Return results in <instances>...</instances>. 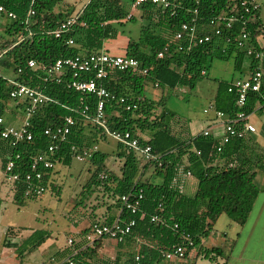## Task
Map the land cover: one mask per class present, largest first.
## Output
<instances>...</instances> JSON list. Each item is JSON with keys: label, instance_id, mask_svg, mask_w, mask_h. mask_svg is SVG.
Returning <instances> with one entry per match:
<instances>
[{"label": "trees", "instance_id": "1", "mask_svg": "<svg viewBox=\"0 0 264 264\" xmlns=\"http://www.w3.org/2000/svg\"><path fill=\"white\" fill-rule=\"evenodd\" d=\"M60 1L0 0V6L6 9V13L0 14V23H3V34H0V115L4 118L0 124V157L5 167L9 157L17 153L21 156L15 168L21 178L11 184L12 195L18 205L37 198L26 196L29 185L26 175L32 171L33 157L46 151L51 143V139L44 133L45 129L64 125L67 117L75 121L67 139L60 142L53 153H49L55 166L58 163L71 164L78 153L97 145L101 139L109 138L95 122L99 96L97 93L81 92L71 86L76 79L73 69L66 67L60 74L50 77L40 68L29 67L28 60L51 65L60 58L101 52L103 40L117 35L114 23L124 24L125 21L137 20L131 14V6H126L124 0H89L77 15H71V11H56ZM240 1L173 0L168 8L150 2L142 4V19L147 24L142 25L137 40L128 41L124 55L138 59L142 68L148 72L143 74L139 71L114 69L98 81V85L104 86L115 96L105 106L108 126L123 132L130 131L138 138L141 147L151 145L152 153L160 156L161 165L156 161H145L142 156L118 142V154L125 159L121 168L122 176L108 168V152L97 149L86 159L92 165L89 170L93 171L86 188L80 193L85 199L90 197L94 188L100 189L104 196L108 195L121 208L122 194L132 189L143 190L144 198L139 212L132 215L128 211H121L120 214L125 220L131 217L137 219L130 235L138 233L145 240L139 250L140 259L136 260L133 254L127 261L129 264H159L165 259L164 253L174 251L178 245H185L188 251L198 247L199 255L210 260L222 257L220 247H205L201 244L202 238L210 234L224 213L231 222L244 224L258 194L264 190L255 181L258 172L264 173V150H255V146L260 143L259 133L233 138L219 152L218 138L211 134L194 136L184 128L175 130L165 113L156 114L157 106L161 103L145 96L149 83L169 90L184 85L194 88L197 81L206 74L203 71L206 72L209 59L213 56L226 59L236 51V67L242 70L246 53L237 46L235 38L242 29L251 33L254 40L264 33L259 9L245 13L244 18L239 19L231 30L226 29L223 22L220 23L222 33L219 35L215 34V25L212 24L219 17L241 15L243 10ZM31 8L35 9L33 16L28 15ZM9 12H13L16 17L11 18ZM72 16L76 17V22L71 31L56 37L54 30ZM183 23L195 25L198 36L208 34L212 36L211 40L199 43L188 33L177 38L176 34ZM70 38L74 40L71 45L67 43ZM165 46H168V50L163 57H158ZM258 49L264 52V45ZM250 59L248 71L252 72L256 61ZM92 77L90 72H81L79 79ZM9 79L37 88L51 98L31 117L33 140H22L16 145L3 139L1 131L10 126L7 115L18 110L25 115L26 102L10 97L12 85ZM231 82H220L214 106L234 115L237 112V95L236 91H229ZM122 98L124 101H121ZM259 102H264V77L260 92L250 93L246 112H254ZM150 168L162 178L161 184L143 178L144 172ZM54 169L41 168L47 189L55 184ZM187 172L198 181L193 196L183 190ZM77 204L87 206L84 200ZM98 204L99 201L96 206ZM91 216L96 218L94 211ZM154 216H158V220H152ZM112 221L108 219L103 223ZM9 229L12 231L18 228L10 226ZM89 230L90 227L81 232L84 234L81 246L73 239L71 246L55 253L53 260L56 264L69 255L68 259L73 264H90L89 259L95 254L96 246H87L86 233ZM47 234L45 230H35L21 242H7L6 246L15 247L20 256L41 245ZM186 235L193 240V246L186 241ZM68 259L60 264H70Z\"/></svg>", "mask_w": 264, "mask_h": 264}, {"label": "built area", "instance_id": "2", "mask_svg": "<svg viewBox=\"0 0 264 264\" xmlns=\"http://www.w3.org/2000/svg\"><path fill=\"white\" fill-rule=\"evenodd\" d=\"M177 1V0H174ZM153 3L162 8H168L171 6L173 0H133L132 6L134 8L140 7L144 3ZM242 14H232L229 17H219L217 20H213L212 24L215 25V34L222 33L220 23L223 22L226 29L231 30L233 25L241 18H244L245 13L252 12V10L259 9L257 0H241ZM6 13L4 6H0V14ZM8 15L11 18H15L16 15L13 12H9ZM29 16L35 15V9L31 8L28 13ZM76 22V17L72 16L62 21L58 28L54 30L56 37H61L63 34L71 31L73 25ZM185 33H188L191 38H196L199 43L209 42L212 38L211 35H197V27L190 25L189 23H183L180 31L176 34L177 38H182ZM264 40V33L262 34ZM237 46L243 50L247 56L255 59L256 63L249 77L245 79H236L230 83L229 91H236V106L237 112L234 115L227 113L225 110L216 109L212 104L209 109H205L208 113L209 110L214 111V116L218 119L222 126L221 132H214L210 128L201 130L200 134L213 135L220 140L217 150L223 151L224 146L229 143L233 138H242L244 136L254 134L258 131L256 125L250 119L254 113L261 112L264 115V102L257 103L255 110L252 113H248L245 110L249 95L251 92H260L261 84L264 77V52L258 49L256 41L253 39L251 33L242 29L240 34L235 38ZM68 44H73L74 40L70 38L67 41ZM168 50V46H165L159 53L158 57H163ZM28 65L31 68H40L48 76L53 77L61 73V71L69 67L74 70V79L71 86L81 92L97 93L99 96L98 109L95 117L96 124L101 127L105 134L119 143H122L129 150H133L135 154L142 156L145 161H156L161 165L160 156L152 153L151 145L141 147L139 140L130 131H119L111 129L107 124V115L105 112L106 103L115 98L104 86L98 85L100 79L105 78L110 70H132L139 71L146 74L147 69H143L141 62L131 56L112 54L106 51H101L91 54H80L74 57L60 58L53 64L47 65L45 63L39 64L34 59L28 60ZM81 72H90L94 77L87 80H80L79 76ZM206 72L203 71V74ZM9 83L12 85L10 90V97L12 99H19L26 102L25 116L20 126L10 125L1 131V137L11 141L12 145H16L22 140H33V132L30 129L31 117L37 111V109L51 101V98L43 93L41 90L29 86L21 81L9 79ZM158 86V84H156ZM121 101H124L122 98ZM130 108V106H128ZM65 124L57 126L56 128H47L44 133L51 139V143L47 146V150L40 152L33 157L31 168L32 171L27 173L26 180L29 181V185L26 191V196L41 197L47 191L44 185V173L41 168L52 169L55 167V163L49 156V153H53L60 142L67 139L68 134L71 131V127L75 121L71 117H67ZM4 122V118L0 115V124ZM98 149L95 145L90 149L84 150L82 153L76 155V159L79 161H85L88 157L92 156L93 152ZM20 154L9 157L4 170L5 180L13 184L21 178L20 173L15 172L17 167V160L20 158ZM191 173L187 172L186 176H190ZM103 177H107L104 175ZM121 211H128L132 215L139 212L144 195L143 190L132 189L130 192L124 193L120 197ZM152 220H158V216L152 217ZM137 224V219L131 217L128 220L122 217L116 219L112 223L95 222L91 225L90 230L86 234L88 241L87 246L93 247L97 240L103 238H111L117 242H123L132 232L134 226ZM190 246L194 245L193 240L189 235L185 237ZM73 243V239H69V244ZM188 249L185 245H178L174 251L164 253V258L168 261L177 262L187 257ZM140 256H136V260H139ZM69 260V259H68ZM70 261V260H69ZM70 264H73L70 261Z\"/></svg>", "mask_w": 264, "mask_h": 264}, {"label": "rangeland", "instance_id": "3", "mask_svg": "<svg viewBox=\"0 0 264 264\" xmlns=\"http://www.w3.org/2000/svg\"><path fill=\"white\" fill-rule=\"evenodd\" d=\"M88 1L61 0L58 6H56V11H71V15H77ZM257 3L259 5L260 17L264 23V0H257ZM114 24L117 29V35L105 38L102 50L112 54L124 55L128 41L139 38L141 27L143 24H147V21L139 17L136 21H125L124 24ZM0 34H3V23H0ZM235 56L236 51L232 52L226 59L216 56L210 57L206 74L197 81L194 88L184 85L175 90H169L149 83L145 90V96L161 103L157 106L156 114L165 113L168 119H170V125L174 126L175 130L184 128L192 132L195 124L198 123L204 127L210 123V119L214 116L213 110L210 109L206 113L205 109H209L212 104L214 105L220 82L249 76L247 68L249 58L247 57L244 60V68L247 70H239L236 67ZM24 116V113L18 110L13 114L7 115L6 119L8 123L17 126L22 122ZM261 118L264 119V115L261 113H254L251 117L252 122L257 125L258 129L263 124ZM257 133H254V135H257ZM97 145L99 150L110 153L107 164L112 169H115L114 165H116L117 169L115 170H118L119 165L124 164L125 159L122 158V163L121 157L118 154L119 145L116 140L112 138L101 139ZM255 150H264V137L260 138V143L255 146ZM89 168H92L89 160L79 161L74 158L69 165L58 163L54 169L56 172L53 176L55 184H52L43 196L36 199H28L24 205H18L14 201L10 190L11 183L4 182L5 170L0 159V187L3 193H5H0V196L4 198L0 207V257H2L0 260H3L0 264L57 263L53 260L56 248L65 247L68 244V237L74 235L71 233L70 228V219L75 214L74 209L83 206V208L91 211L89 206L104 198L103 192L95 188L90 195L95 199L94 203L88 202L89 198L85 199L80 194L83 188H86V184L92 175L93 169L89 170ZM150 175L158 176L154 174L152 168H150ZM255 181L259 186L264 184V173L262 171L258 172ZM196 191V185L190 186V183L187 184L184 190L190 196L195 195ZM81 200H84L87 206L78 205L77 203ZM78 210L79 213L74 218L81 219L83 216L81 212L83 213V211L81 208ZM230 223H232L230 218L224 213L215 223V229L218 233H223L230 227ZM10 226L18 229L10 231ZM35 230H45L48 233L44 242L37 248L19 256L15 247L6 246L7 242H21L25 236H29ZM219 262L222 263V259H219ZM191 264L213 263L209 258L200 254L194 263Z\"/></svg>", "mask_w": 264, "mask_h": 264}, {"label": "crops", "instance_id": "4", "mask_svg": "<svg viewBox=\"0 0 264 264\" xmlns=\"http://www.w3.org/2000/svg\"><path fill=\"white\" fill-rule=\"evenodd\" d=\"M124 2L125 3L127 2L126 6H129V5L131 6V14L136 16V18H139V17L142 18V10L140 9V7L134 8L132 6L133 0L130 2L129 0H124ZM259 19L264 28V23L260 17V10H259ZM255 41L258 47L264 45V40H263L262 35L258 36ZM247 57L249 58L247 68H249L251 59L249 56L245 55L244 60ZM244 60L242 64V70L245 69ZM248 74L250 76L251 72L248 71ZM239 79H245V78H239ZM233 80H236V79H233ZM261 121L263 124L260 129H258L255 123L254 124L256 125L258 129L257 132L262 137H264V119L261 118ZM21 124L22 122L17 126H20ZM10 125H13V124H10ZM201 127L202 126L200 123L195 124L194 129L190 133L195 136V135L200 134L202 129H206V128H210L214 132L222 131L221 123L218 119L215 118V116H212V118L210 119V123L208 125L202 128ZM261 136L260 138H262ZM120 160L123 163L122 158ZM107 161H106V164H107ZM122 166L123 165L120 164L118 170H115L117 169L116 165H114L115 169H112L110 166H108V168L114 171L117 175L122 176V170H121ZM149 174H150V170L145 171L143 178L145 177L148 179L150 177L151 178V179L149 178L150 182L155 183V184L162 183L161 177L159 176L155 177L154 175L149 176ZM4 182H8V181L4 179ZM188 183H190V186L196 185V189H197V184H198L197 179L191 176H185L183 190H185ZM260 187L264 188V184ZM10 190H11V186H10ZM0 193H3V190L1 187H0ZM88 198H89L88 202L94 203L95 199L92 198V196ZM0 200H2V203H3L4 198L0 196ZM112 200H113L112 198H110L108 195L105 194L104 198L99 201V204L97 206L95 204L96 202L93 204L95 205V207L91 208L92 204L89 206V209L91 211H88L87 208H83V206H80L79 208H81L83 211V213L81 212V214L83 215L81 219L74 218L79 213V210H78L79 208H75L74 209L75 214L70 219L71 220V225H70L71 233H73L74 235H70L68 237V241H67L68 244L65 247H69L72 245V244H69V239H74L76 244H79L81 246L83 244L82 241L84 238V236H82L83 233L81 234V232L87 231V229L91 227L92 223L95 220L103 222L108 219H112L113 221H115L116 219L120 218L121 208L115 205L114 200L113 201ZM92 211H94V215L96 217L95 219L91 216ZM230 227L227 228L225 232L218 233L214 226V229L210 232V234L202 238L201 244L204 245L205 247H209V248L210 247H220L223 251L222 257H218L216 261L211 260V262L213 264L215 263L216 264H264V190L263 189L258 194L255 200L253 209L248 219L246 220V222L244 224L232 222L230 223ZM144 242H145L144 238H142L138 233L134 235H130L122 243L117 242L116 240L111 239V238H103V239L97 240L94 245L96 246L95 254L92 256V258L89 259V262L90 264H129L127 261L130 260L131 255L134 254L135 258L137 255L140 256L139 250L141 248V245ZM65 247L64 246L57 247L56 252L61 249H64ZM69 256L65 257L61 262L67 260ZM198 256H199V248L196 247L190 250L188 253V256L180 261L172 262V261L163 259L162 261H160L159 264H191V263H194L195 259ZM117 259L118 261H116ZM219 259H222V263L219 262ZM2 262L3 260L1 259L0 263Z\"/></svg>", "mask_w": 264, "mask_h": 264}]
</instances>
